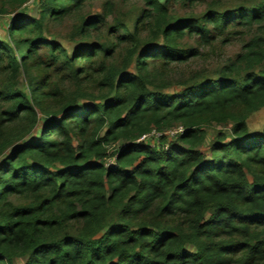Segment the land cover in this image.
Masks as SVG:
<instances>
[{
    "label": "trees",
    "instance_id": "trees-1",
    "mask_svg": "<svg viewBox=\"0 0 264 264\" xmlns=\"http://www.w3.org/2000/svg\"><path fill=\"white\" fill-rule=\"evenodd\" d=\"M93 1L38 0L0 36V264H264V126L247 127L264 3L142 0L129 27L113 0L83 14ZM70 16L62 44L48 24ZM250 30L213 76L173 72ZM212 124L229 133L206 142Z\"/></svg>",
    "mask_w": 264,
    "mask_h": 264
},
{
    "label": "rangeland",
    "instance_id": "rangeland-1",
    "mask_svg": "<svg viewBox=\"0 0 264 264\" xmlns=\"http://www.w3.org/2000/svg\"><path fill=\"white\" fill-rule=\"evenodd\" d=\"M104 0H95L88 4L84 10L82 11L83 14H92L96 12L102 11V3ZM114 6L116 12L109 15L107 18V21L109 24L113 22L114 18L119 19L120 22L126 24L127 26L131 27L133 21L139 16L140 10L144 9V4L142 0H128L122 2L121 0H113ZM257 2H263L264 0H202L200 4L196 6V10L199 11L202 8L206 6V4H214L216 7H235L240 4L244 5H253ZM38 1L33 0L29 1L25 6L21 8L12 9L10 6H7L5 4H2V1L0 0V8L2 7L5 9L8 13L1 14L0 13V36H5V29L7 26V23L12 20L17 14L19 16L26 14L31 16H37L38 13ZM177 12L182 13L184 11H188L189 8H181L177 6ZM120 12V13H117ZM196 11V12H197ZM74 16H70L69 18H66L62 23L60 24H48V28L50 31V34L55 37L56 40L62 42V44H66V38L69 35L71 25L74 21ZM255 28L251 29L254 30ZM245 31V33L242 36H234L228 39V42L224 43L221 40L218 42L212 44L209 47L202 48L201 49V55L192 58L188 63L182 66L173 67V72L178 73L179 71H185L186 74L190 73V71L196 70V71H202V77L205 75L207 76H213L215 70L219 68V66L226 63L228 60L233 59L241 50V47L243 45V42L248 40L250 36L252 35L253 31ZM172 85L169 87L168 90H178L181 87L174 83V77L176 75L172 73ZM264 126V107L260 110L252 113L249 115L247 119V127L248 132L252 134H259ZM228 125H217L212 124L211 126H208L205 128L206 132V142L213 140L215 137V134L218 130H223L226 133H229ZM156 138L149 136L145 139V142H149V144H153L156 142ZM202 149L204 151H207V145L203 143ZM18 200H15L17 202ZM208 215V214H206ZM15 264H21L22 261H15Z\"/></svg>",
    "mask_w": 264,
    "mask_h": 264
},
{
    "label": "built area",
    "instance_id": "built-area-1",
    "mask_svg": "<svg viewBox=\"0 0 264 264\" xmlns=\"http://www.w3.org/2000/svg\"><path fill=\"white\" fill-rule=\"evenodd\" d=\"M30 1H33V0H30ZM38 1V0H37ZM183 129L181 127H176V128H173L169 131H166L165 134L169 135V136H174V135H177L178 133L182 132ZM159 135H161L160 133H156L155 131H151L150 133L144 135L143 137L139 138L138 141H145L146 138H148L149 136H152V137H158ZM112 160H108L107 163H110Z\"/></svg>",
    "mask_w": 264,
    "mask_h": 264
}]
</instances>
